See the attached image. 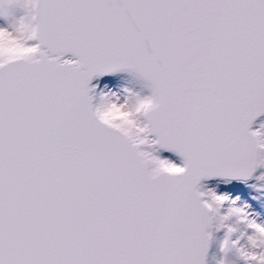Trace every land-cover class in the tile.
I'll use <instances>...</instances> for the list:
<instances>
[{"label":"snow or ice","instance_id":"snow-or-ice-1","mask_svg":"<svg viewBox=\"0 0 264 264\" xmlns=\"http://www.w3.org/2000/svg\"><path fill=\"white\" fill-rule=\"evenodd\" d=\"M0 16V264H205L213 222L217 264H264V224L200 190L264 165V0H0ZM116 71L148 94L90 85Z\"/></svg>","mask_w":264,"mask_h":264},{"label":"rangeland","instance_id":"rangeland-1","mask_svg":"<svg viewBox=\"0 0 264 264\" xmlns=\"http://www.w3.org/2000/svg\"><path fill=\"white\" fill-rule=\"evenodd\" d=\"M14 16H19L23 14V10L20 8H13L10 10ZM8 19H12L9 16ZM7 21L3 16H0V25L6 24ZM96 85V92L101 90L104 92L116 95H123L125 89L131 90L133 92H138L142 95L148 94V89L144 87V82L129 72H117L106 77H96L93 80V84ZM109 119L116 124H120L124 127H130L129 121L131 120L130 114L126 110H115L113 111ZM264 123V116L258 119L254 124V130L259 129L264 132V128L260 125ZM158 155L162 158H166L172 162L180 163V158L174 154L164 153L158 150ZM264 174V165H258L256 172L252 178L249 180H224L215 179L212 181H204L201 186V191H207L209 189L215 190L217 193H227L231 197H239L236 201L237 206H245V203H249L250 207H255L258 216H264V179H260L261 175ZM248 211L249 209L246 208ZM250 211V210H249ZM258 223H261L259 219H256ZM231 222V221H230ZM213 231V244L210 253L207 258V264H217V261L222 256L219 248L220 242L223 240L225 235V229H216L215 223L212 225ZM240 231H248L243 225L240 226ZM239 235V231L233 233L232 239H236ZM246 239L241 237L240 244H245ZM231 264H243L242 260L234 253L229 252L227 256Z\"/></svg>","mask_w":264,"mask_h":264},{"label":"water","instance_id":"water-1","mask_svg":"<svg viewBox=\"0 0 264 264\" xmlns=\"http://www.w3.org/2000/svg\"><path fill=\"white\" fill-rule=\"evenodd\" d=\"M65 56H66V57H67V56H70V57H71V54H70V53H66ZM116 72H118V71H116ZM114 73H115V72H114ZM111 74H113V73H111ZM108 75H110V74H106V75H104V76H108ZM100 77H103V76H100ZM94 78H95V77H94ZM94 78L90 81V85L92 84V81L94 80ZM263 115H264V113H261V114L258 115L256 118H254L253 122H252L251 125H250V129H251V130H252V127H253L254 122H255L258 118H260L261 116H263ZM164 151H166V152H171V151H167V150H164ZM172 153H173V152H172ZM255 171H256V168L253 170L252 174H251L249 177H247L246 179H240V180H247V179H250V178L254 175ZM216 178H219V177H216ZM216 178H202L201 181H200V186H201L203 180H212V179H216ZM221 179H233V178H221ZM233 180H234V179H233ZM236 180H237V179H236ZM209 231L212 233L211 228L209 229ZM212 239H213V234H212ZM212 239L210 240L209 247H208L207 252H206V255H205V264H207V261H206V260H207L208 253H209L210 248H211V245H212Z\"/></svg>","mask_w":264,"mask_h":264},{"label":"bare ground","instance_id":"bare-ground-1","mask_svg":"<svg viewBox=\"0 0 264 264\" xmlns=\"http://www.w3.org/2000/svg\"><path fill=\"white\" fill-rule=\"evenodd\" d=\"M245 205L247 206V208L250 210H248V212L251 214V216L255 219H259V221H261L262 224H264V216L259 215L258 216V212L254 209H256L255 207H250V204L247 202L245 203ZM250 231V230H248Z\"/></svg>","mask_w":264,"mask_h":264}]
</instances>
